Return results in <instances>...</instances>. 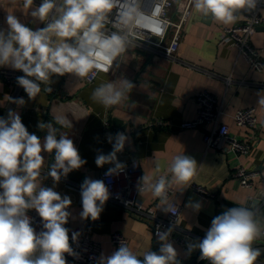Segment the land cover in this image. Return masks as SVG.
<instances>
[{"label": "clouds", "instance_id": "9594fccd", "mask_svg": "<svg viewBox=\"0 0 264 264\" xmlns=\"http://www.w3.org/2000/svg\"><path fill=\"white\" fill-rule=\"evenodd\" d=\"M10 3L16 5L19 0ZM146 3L147 0H41L37 5L35 0H22L23 14L31 17L32 24L44 27H29L14 12H7L6 27L0 26V68L24 73L15 79L28 100L41 93L42 85H46L43 91L51 93L53 77L70 75L91 83L99 73L118 68L126 52L148 39L146 33L162 35L166 30L167 20H153L156 9L161 12L166 0H152L151 12ZM261 4L264 0H190L192 10L203 20L224 26L235 24L246 14L264 11ZM150 21L158 26L157 31L147 27ZM136 87L125 77L101 82L93 89L91 99L111 108L128 99ZM7 97L19 107L26 104L23 97ZM257 97V105L264 109V92H258ZM66 127H72L67 116L39 121L37 128L46 130L41 139L28 131L19 112L9 109L6 118L0 117V264H68L67 256L80 259L72 245L81 233L66 227L73 218L72 200L56 187L87 160L81 157L73 139L60 131ZM107 140L112 150L107 154L97 150L95 164L112 165L105 176H118L127 168L118 153L131 143V138L120 131L107 134ZM42 153L54 154L47 171L43 170ZM167 172L157 178L142 175L136 189L139 195L151 193L158 198L159 210L165 215L177 216L179 208L169 193L175 188L182 195L191 187L197 161L190 155L176 154ZM49 177L53 185L44 186L42 182ZM80 196L79 218L96 221L112 193L104 180L85 177ZM184 207L198 214L202 199L189 198ZM31 210L40 218L39 231L34 227V218L28 215ZM176 226L157 225L158 251L149 249L137 254L121 240L110 255L101 253L96 264H182L171 239ZM204 231L203 238H186L185 258L198 250V259L209 264H257L264 254V248L254 246L255 241L264 238V195L224 208Z\"/></svg>", "mask_w": 264, "mask_h": 264}, {"label": "crops", "instance_id": "0c3cea01", "mask_svg": "<svg viewBox=\"0 0 264 264\" xmlns=\"http://www.w3.org/2000/svg\"><path fill=\"white\" fill-rule=\"evenodd\" d=\"M40 2L35 0L37 5ZM21 4L22 0L16 5L11 4L10 0H0V26L6 27V13L14 12L29 27H44L43 24H32L31 17L23 14ZM260 14L264 18V11ZM235 24L224 26L203 20L191 9L176 61L132 48L124 54L118 68L114 67L108 73L101 72L94 83L86 85L84 80L78 81L70 75L53 77L50 85L53 91H43L46 85H42L41 93L34 100H28L21 87L10 86L0 77V117L6 118L9 109L19 112L28 131L41 139L46 135V130L37 128L39 121L49 122L56 115L67 116L71 121L72 127L60 128V131L73 139L87 164L69 173L56 190L72 200L70 210L73 218L66 227L81 234L87 233L99 241L101 253L110 255L116 250L110 243L113 233L122 234L137 254L149 249L158 251L159 248L150 221L139 220L124 209L106 205L96 221L79 218L82 210L81 183L85 177L99 179L100 173L112 166L97 167L95 164L97 150L105 154L112 150L107 140L109 133L115 135L124 131L130 136L131 143L125 146L122 153H118V159L127 163L132 158H138L142 175L154 178L168 175V165L176 154H186L196 159L197 174L192 181L216 194V199L202 200V210L197 214L184 205L189 198L201 199L188 191L181 195L173 188L182 207L176 233L187 238L204 237V230L210 227L212 218L217 215V203L231 201L243 205L264 192V182L256 181L251 188L239 187L232 176V160L235 158L230 159L222 151L205 148L203 134L210 129L208 126L196 130H180L178 127L182 122L195 119L197 96L201 92L210 93L224 108L221 121L229 126L232 135L251 145L249 154L240 156L235 162L264 177V109L257 105V93L264 92V71L252 70L237 48L223 41L224 29ZM251 42L262 51L264 60V23L257 28ZM120 77L131 80L137 86L122 104L105 108L91 99L93 89L101 82ZM227 79L230 81L226 82ZM7 96L23 97L26 104L19 107L10 103ZM249 108L255 110L257 126L252 130L237 128L233 122L234 113ZM157 123H165L166 126L158 127L155 125ZM42 155L45 157L43 170L47 171L54 161V154ZM42 183L48 187L53 185L50 177ZM140 201L146 207L159 210L160 205L151 193L140 195ZM161 215L163 217L164 213L161 212ZM175 246L180 252L182 264H209L199 263L193 256L185 258V248ZM254 246L264 248V238L255 241ZM257 264H264V254L258 258Z\"/></svg>", "mask_w": 264, "mask_h": 264}, {"label": "built area", "instance_id": "2783aa9c", "mask_svg": "<svg viewBox=\"0 0 264 264\" xmlns=\"http://www.w3.org/2000/svg\"><path fill=\"white\" fill-rule=\"evenodd\" d=\"M262 7H264V4L260 5V8ZM146 9L151 12L152 0H147ZM191 9L190 0H166V4L161 12L160 9H156L157 14L153 17V20H167L166 30L162 35H151V33H146L148 39L141 42V46L137 47V49L161 56L170 61H176V55L183 37L184 25L190 18ZM260 12L261 11L257 10L252 14L244 15L238 24L224 29L223 36V41L237 48L249 67L255 71H264L262 51L256 49L251 42L257 28L264 23V18H262ZM147 27L153 29V31L158 30L156 29L158 26L151 21L148 22ZM22 75H24V73L20 71L0 68V77L10 86H18L15 78ZM97 78L91 83L85 79L84 83L86 85L92 84ZM229 81L230 79L226 80V82ZM196 102L198 110L195 119L180 123L178 126L179 129L196 130L205 129L206 126H208L210 129L204 131L203 134L205 148L222 151L230 159L235 158V160H232V165H234L232 176L236 180L238 186L241 188H251L256 181L264 182V177L254 171L247 170L244 166H240V164L238 165L237 162H235L240 156H247L249 154L251 145L238 137H234L229 126L221 121L224 115V108L219 101L210 93L201 92L197 96ZM233 122L237 128L254 129L257 126L255 110L252 108L237 110L233 115ZM155 125L158 127L166 126L165 123H157ZM134 161L137 164L136 167H133ZM126 164V171L118 176L106 177L105 172L108 169L100 173L99 179L104 180L112 193L106 205L124 209L139 220H149L154 238L157 225L164 227L170 223H175L177 226L171 239L175 242V245L185 248L187 236L176 233L182 213V207L177 202L178 193L174 190H171L169 193L170 199L173 200L179 208L178 215L172 216L171 214H164L162 217L159 210L146 207L142 205L140 201V195L136 189L137 180L142 176L138 158H132ZM191 183V187L186 191L204 201L216 199V194L209 192L193 181H191ZM117 196H119V198H117ZM155 199L159 203V199ZM28 215L34 218V227L39 231L40 218L36 212L31 210ZM69 236L71 237V233H69ZM121 240L129 246L128 240L122 234L113 233L110 236V243L115 249L119 247ZM72 246L75 251L79 253L80 259L67 256L68 264H96V258H98L101 253V243L99 241L94 240L86 233L81 234L78 241ZM199 255L200 253L197 250L191 256L195 257L196 261L199 263H209L205 260H199Z\"/></svg>", "mask_w": 264, "mask_h": 264}, {"label": "water", "instance_id": "95a60500", "mask_svg": "<svg viewBox=\"0 0 264 264\" xmlns=\"http://www.w3.org/2000/svg\"><path fill=\"white\" fill-rule=\"evenodd\" d=\"M258 195H264V192H260L258 193ZM235 206H239V204H236L234 202H231V201H223L221 203H217V215H219L223 210L224 208H227V207H235ZM155 251V250H154Z\"/></svg>", "mask_w": 264, "mask_h": 264}]
</instances>
